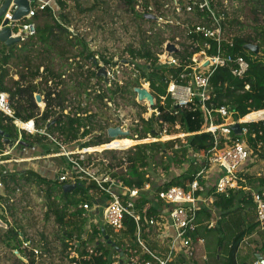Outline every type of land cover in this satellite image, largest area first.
Listing matches in <instances>:
<instances>
[{"label": "trees", "instance_id": "obj_1", "mask_svg": "<svg viewBox=\"0 0 264 264\" xmlns=\"http://www.w3.org/2000/svg\"><path fill=\"white\" fill-rule=\"evenodd\" d=\"M122 2L127 11L142 18L141 14L135 10V0H122ZM246 3L250 5V11L255 21V25L251 27L253 34L232 37V45L223 42L222 51L224 55H230L234 58L242 57L248 62L249 68L243 78L234 77L229 67L217 69L209 79L211 101L208 104L216 107L226 106L231 108L235 110L236 118L246 116L244 119L249 121L264 119V0H246ZM144 4L145 7L149 6V4H153L157 8L162 6L161 0H154L151 3L149 0H145ZM31 6L37 9L36 3ZM68 10L67 0H54L53 5H47L43 10L37 9L35 16L32 17L31 21L36 24V35L34 37L10 47L0 43V91L8 94L15 118L22 122L34 120L37 129H44L50 136L58 134L63 137L62 141H53L46 135H29L22 132L21 140L28 145L25 146L28 152L31 151L32 147L37 146L39 155L56 154L61 151L60 146L63 142L71 146H68L69 148L78 147L79 149L109 143L110 139L107 135L101 134L87 137L90 135V127L86 123L90 117L82 115L84 109L81 107L74 111L75 114L73 112L63 113L67 109L66 96L68 95V90L78 91L76 92L78 96L83 93L86 96H90L91 92L94 91V99L100 104H104L105 100H114V95L121 93L123 97L126 96L125 100L128 103L136 104L134 101L135 94L131 88L135 85L139 86L138 78L150 82V91L156 100L155 108L159 111L158 117L152 114L148 120L140 118V129L135 128V135H137L138 140L155 136L158 133L155 124L161 128L164 123L171 127L178 125L184 133L200 131L203 123L200 109L175 108L170 96L166 93L168 86L167 75L173 74L176 76L182 72V68L173 69L158 64L157 53L154 52L153 48H162L166 41L162 34L151 32L148 35L145 31L143 34L145 36L141 39L138 46L127 49L132 62L145 61L144 64L137 65L140 70V77H136L135 83L126 84L122 87L116 85L114 89L107 87V90L103 91L101 85H99V82L103 79L97 76V71L101 68V64L115 65L117 61L113 62V57L105 55L100 56V61L95 58L96 54L89 49L88 43L69 30L71 21ZM236 12L234 10L232 18L224 25L226 34L229 31V26L232 24L239 25V21L234 17ZM259 14L263 17L261 22L258 19ZM26 20L24 19V21ZM142 20L144 19L142 18ZM240 28H243V26H240ZM206 42L211 45L207 49L208 54H215L216 43L200 36H196L190 43H182L181 51L176 54L181 67L189 64L192 55L200 51ZM246 44L257 45L259 53L254 54L246 50L244 48ZM57 59L59 60L60 69L56 68ZM83 62L90 63L91 67H87ZM6 65L13 66L17 70L18 75V79L9 87L4 84ZM65 67L67 68L66 71H60ZM69 70L72 72L69 73L68 77L73 83L70 86L65 79L66 72H69ZM93 79H97L98 84L95 86L98 88L97 90L92 87L91 81ZM90 88H92V91H89ZM36 93L42 97L45 105L42 111H40L35 102L34 96ZM131 94L133 95L132 100ZM159 96H166L164 105L159 104ZM40 106H42V102ZM12 121V118L0 112V129L8 133L10 139H16L17 141L18 135ZM244 127H248L247 140L249 145L256 150V142H262L264 150V121L257 124H245ZM253 133L256 134V139L252 138ZM86 138L89 139L87 140ZM203 138L210 140L205 147L207 150L210 149L213 146L210 136L204 135L203 137L196 134L186 138L187 143L183 146L180 153L172 151L176 140L166 143L138 144L132 147L124 152L123 157L119 159L117 167L120 170L111 173L112 178L116 179V182L121 184L123 189L121 190L114 186L113 190L126 199L127 192L125 189L140 190L138 207L150 204L148 215H156L158 199L155 195H151V192L165 190L173 186L188 189L187 184L199 172L201 167L200 159L193 157L192 154L202 151L204 147ZM133 145H135L134 141L131 142V146ZM3 147L5 145L1 142L0 149ZM19 147L21 149L25 148L21 147V145ZM105 153L113 157L116 155L114 151H106ZM261 157L264 158V155L262 154ZM165 159H168L166 164L164 162ZM46 160L38 159L31 161V163L45 166L44 162L47 163ZM90 162L91 159H87L82 161L81 165L85 167ZM25 163L27 162L14 164L18 166L15 169L0 166V175H2L5 186V193H0V219L7 225L4 233L0 234V243L3 246L10 248L19 255L27 256L29 264H34L36 259H42L45 256L42 250L40 255L36 257L33 251L22 248L23 243L29 240L32 248L37 247L33 244L32 239L27 237L28 235L24 229L25 224L22 223V218L26 217V208L29 206L26 202L15 201L10 195L16 191L18 192L22 185H34L43 192L46 218L52 217L55 224L60 228V239L63 246L71 248L70 242H75L72 248H74L76 256L70 258L71 263L127 264L135 258H137L135 259L136 264H144L147 260L153 261L150 255L142 253V248L135 237L136 225L133 219L129 217L124 218V229L117 233L99 220L98 223L90 225L91 233L87 236L86 227L90 220L86 215L87 212L79 208V206L86 203L91 206H104L110 200V197L101 191L95 181L84 179L77 183L78 187L74 190L65 192L63 186L67 183L59 181L60 173L57 172L56 165H49L51 167L47 170L45 168L35 170L28 166V163ZM175 164L181 167L178 174L172 173L176 169ZM111 166V164L108 165L109 168ZM157 169H163L166 174L162 181L159 178H154L157 175ZM4 170L7 171L5 174H3ZM258 181L261 187L264 179L260 178ZM201 183L203 184V181ZM146 184H150L151 190L144 189ZM104 186H108V184H104ZM93 191H98L101 198H94L92 195ZM207 195L213 197V203L211 209L200 211L199 223L201 225L197 231V234L205 239V248L209 255L207 264H238L236 252L239 245L244 238L256 231L263 241L262 248H264V231L257 230L258 223L256 222L254 205L250 194L231 193L228 197H225L224 195L213 193V188L210 187ZM98 212L101 211H97L94 214L99 215ZM10 215L14 219L13 223L8 221ZM214 218L216 220L214 226L208 228L205 223ZM102 228L105 229L106 234L123 252L124 259L122 263H120L119 252L107 244L104 239ZM142 237L147 240L146 233L143 232ZM41 239L43 240L42 247L44 252L48 253L50 248H47L45 236H41ZM226 239L230 240L227 245L224 244ZM89 245H91V249H88ZM148 246L151 250H155L153 243L148 244ZM17 260L22 263V259ZM170 264L197 263L193 260H183Z\"/></svg>", "mask_w": 264, "mask_h": 264}, {"label": "built area", "instance_id": "obj_2", "mask_svg": "<svg viewBox=\"0 0 264 264\" xmlns=\"http://www.w3.org/2000/svg\"><path fill=\"white\" fill-rule=\"evenodd\" d=\"M229 1L231 0H161L162 6L160 8L153 4L145 7L144 0H135L134 4L135 10L141 14L145 21H151L158 25L163 24L169 29H178V34L166 37L161 51L157 53V61L160 66H167L173 69L182 68V72L176 76L173 74L167 75L168 86L166 93L170 96L174 106H178V108L188 107L192 110L199 108L203 116V123L198 132L184 133L178 125L171 127L164 123L160 132L156 133L155 136H149L136 145L146 144L145 142L166 143L175 141L178 138L186 139L194 134L203 137L204 135H209L213 146L208 150L205 149L210 140L203 138L204 147L202 151L192 154L193 157L200 159L201 167L199 172L187 184L188 189L173 186L165 190L152 191L151 195H155L158 199V204L156 205L157 214L148 215L150 204L138 207L140 190L125 189L127 199L122 198L113 190L114 186L121 190L123 189L121 184L117 183L115 179L104 177L98 180L93 173H89L88 169L81 165V162L84 161L83 155L86 154L82 153L84 152L83 149H77L75 152L67 151V147L61 145L60 153L55 154L65 157L67 161L66 165L59 167V181L67 184H77L84 179L95 181L101 191L110 197L109 202L102 209L101 221L103 224L117 233L124 229L123 222L125 217L133 219L136 225L135 237L142 248V253L150 255L153 259V261H145L144 264H170L179 256L181 251H184V256L187 259H192L198 246L204 248L205 239L198 235L197 231L200 226V211L211 209L213 203V197L207 195L210 187L213 188V193L224 195L225 197H228L231 193L250 194L254 205L256 222L258 223L257 230L264 231V184L260 187L258 181L264 175L257 173L255 176H250V178L247 176L251 175L249 166L254 162H258L260 156L264 155L263 144L262 142H256L257 148L256 150L253 149L247 140L248 127H244L245 124H257L263 122L264 119L246 121L244 119L246 116L236 118V112L231 108L226 106L216 107L208 104L211 101L209 79L217 69L229 67L234 77L243 78L249 68L248 62L242 57L234 58L230 55H224L222 51L223 42L232 45L231 39L226 38L224 28V25L232 18ZM47 5L49 4H37L36 2L37 9L40 10H43ZM14 8L10 7L3 16L4 19L9 21L8 26L12 30V35L20 36L22 41L34 37L36 35V24L31 19L35 16L37 9L31 6L29 14L19 24V22L12 20ZM24 19L27 20L24 21ZM196 36L216 43V53L208 54L207 49L211 45L206 42L200 51L192 55L191 62L181 67L176 54L181 51L182 43H190ZM168 43L173 44L178 49V52L168 54L166 51ZM144 63L145 61L142 63L140 61L132 62L129 55H127V58L117 61L115 65L101 64V68L105 69L107 84L112 87L111 85H115L117 80L116 76L118 74L122 76L126 71L129 76L140 77V70L137 65ZM120 83L122 84V82ZM145 83L150 87L149 81H145ZM159 98V104L164 105L166 96H159ZM154 102L156 106L155 98ZM146 104L150 107L147 101ZM155 106L150 107L151 116L154 114L158 117L159 111ZM0 112L12 118V123L19 136H21L22 132H25L29 135H46L49 139L55 141L44 129H37L34 120L27 122L17 120L10 105L9 96L3 91H0ZM19 123H25L27 127L24 128ZM236 124L241 127L240 134H236L232 130V127ZM169 128L174 131H169ZM132 136L133 139H138L137 135ZM252 138L256 139L255 133L252 134ZM15 144L20 146L21 141L18 140ZM21 147L25 146L21 145ZM173 148L177 149L178 144H174ZM31 150L34 151L35 148L32 147ZM23 151L27 152V147L23 148ZM75 154H79L76 159L73 158ZM55 155L29 156L9 161L0 160V166H3L5 162H29L47 157L53 158ZM214 168L219 170L220 174L216 182L208 187L206 183L207 171ZM6 172L4 170L3 174ZM201 181H203V184ZM104 184H108V186H104ZM4 187L2 175H0V191L4 190ZM144 189L151 190L150 184H146ZM98 206H91L86 203L80 205L79 208H82L85 212H91ZM205 224L208 228H211L215 223L210 220ZM143 232L146 233L147 240L143 239ZM150 239L155 245V250H151L148 246ZM22 248L33 251L36 257L40 254L38 249L32 248L30 240L24 242ZM135 259L127 264H136ZM252 264H264V259H255Z\"/></svg>", "mask_w": 264, "mask_h": 264}, {"label": "rangeland", "instance_id": "obj_3", "mask_svg": "<svg viewBox=\"0 0 264 264\" xmlns=\"http://www.w3.org/2000/svg\"><path fill=\"white\" fill-rule=\"evenodd\" d=\"M153 1L154 0H149L150 3ZM53 2L54 0H50L49 5H53ZM67 2L69 5V19L71 21L69 30L74 35H78L83 40H85L86 43H88L89 49L96 54L95 58L99 59V61L101 60V55L113 57V62L123 60V58H127V55H129L127 49L130 47H137L138 44L141 42V39L144 38L145 35L143 34L145 33V31L148 35H150L151 32H159L163 35V37H165V39L166 37L168 38L174 34H178V29H169L166 25L163 24L158 25L156 23L153 24L149 21L146 22L142 20V18L135 16V14L130 13L126 10V7L123 4L122 0H67ZM229 4V7H231L232 14L234 13V10L235 12L237 11L234 14V17L236 20L239 21V25L232 24L231 26H229V31L226 34V38L231 39L232 37L238 35H252L253 30L251 29V27L255 25V21L250 11V5L246 3V0H231L229 1ZM258 19L260 22L263 21V17L261 16V14L258 15ZM17 22L21 24L22 20ZM240 26H243V28H240ZM161 49L153 48L155 53H159ZM139 61L141 63L143 62L142 60ZM83 64L87 67H91L90 63L88 62H83ZM56 68L60 69L58 59L56 60ZM66 70L67 68L65 67L62 68L60 71ZM70 72L72 71L69 70V72H66L65 78L69 86L73 85V83L69 80L68 77ZM4 78L5 86H11L14 80L18 79L17 70L11 65H6ZM116 79L117 80L115 81V85H111L112 89H114L116 85L122 87L126 84L128 85L131 83H135L134 80L136 78L134 76H129L126 71V73H124V75L122 76L118 74V76H116ZM120 82H122V84ZM91 83L92 87L96 88L97 90L98 88L95 87L98 84L97 79H93ZM138 83L139 86L143 85L150 91V87L147 86V83H145L143 79L138 78ZM99 85H101L103 91L107 90L106 88L109 87L108 84H104L102 81L99 82ZM139 86H132V92L135 87ZM90 89L89 91H92V88ZM76 92L78 91H75L73 89L68 90V95L66 96V107L68 108L67 110L69 113L73 112L74 114V111L81 107L82 109H84L82 115H87L88 117H90V119L86 123V125L90 127V135L87 137H92L94 135L101 134L106 135V130L108 127L116 126H120L125 130H129L132 135H135V128L140 129V118L148 120L151 117L152 111L150 107H148L146 102L139 103V101L137 100V96L134 92V101L136 104L132 102L128 103L125 100L126 96L123 97L121 93H117L116 95H114V100H105V102H103L104 104H100L94 99V91L91 92L90 96H86L85 93H83L81 96H78L76 95ZM132 97L133 95L131 94V100ZM36 104L38 105L40 111L44 109V103H42V106H40L41 103L36 102ZM25 127H27L26 124L24 125V128ZM155 127L157 129V132H160L161 127H159L157 124H155ZM169 131L173 132L174 130L169 128ZM51 138L56 141L63 140V137H60L58 134H53ZM131 138H121L113 140L107 144L96 145L83 149L84 152L82 153H86L83 155L84 161H86L87 159H91L90 164H86L88 166H85V168L88 169L89 173H93L95 175V178L98 180L104 177L112 178L111 173L120 170L117 167L119 159L123 157L124 152L132 148L131 142L134 141L136 145L138 142L145 140H135L136 138ZM186 143V139L178 138L174 143L178 144V148H173L172 151L180 153ZM62 145L64 147H67V151L75 152L77 151V149H79L78 147L69 148L71 146L67 145V143L64 142L62 143ZM34 148L35 150H31L30 152H35V155L28 153L26 157L42 156L39 155L40 153H37L39 151L37 146H35ZM106 151H114L116 152V155L113 157L112 155L106 154ZM23 154L25 153L23 152ZM78 155L79 154L73 155V158L76 159L77 157H79ZM58 159L62 160V165L60 164V166L57 163L55 156L53 158H45L47 163L53 165H56L57 163V172L60 171L59 167H63L67 163L65 157H60ZM258 160V162H254L249 166V168L255 166V171H252V175L254 176L257 173L264 175V158L260 156ZM167 161L168 159H165V164ZM30 163L31 161H29L28 164L32 165ZM109 164L112 165L110 168L108 167ZM175 168L177 171L179 169L181 170V167H179L178 164H175ZM163 171V169H157V175L154 178H159V180L162 181V179H164L166 176ZM209 172L210 170L207 171V174ZM172 173L175 174L176 172ZM19 189L20 190L18 192L16 191L10 194L11 198H13L15 201L26 202V204L29 206L26 208V217L24 219L22 218V223L25 224V233L28 235L27 237L32 239L33 244L37 246L36 249L38 248L39 251L42 250L45 255L42 259H36L34 264H73L70 262V258L76 256L75 250L74 248H72V245H74L75 242H70L69 245L71 248H65L63 246L62 241L60 239V228L55 224L52 217L48 219L46 218L45 198L43 196V192L40 191L41 189L39 190V188L34 185H22ZM0 193L4 194L5 191L2 190L0 191ZM92 195L94 198H101L100 193L98 191H93ZM102 209L103 205H99L98 207H95L94 211L86 213L88 219L90 220L88 226L86 227V231L88 232L87 236H89L91 233L90 225H92L93 223L96 224L99 220H101L100 213L102 212ZM97 211H101L98 212L99 215L94 214L97 213ZM8 218V221L10 223H13V217L10 215ZM212 221L215 223V218L212 219ZM4 229L5 228L0 227L1 235L4 233ZM41 236H45L47 240V248H50V251L48 253L44 252V248L42 247L43 240L41 239ZM254 240H256V238L250 239V241ZM250 241L249 244L241 243L238 247V250L236 252V259L239 264H250L251 261L254 260L256 249L252 247ZM151 243L152 241L150 239L149 244ZM89 248H92L91 245L88 246V249ZM208 256L209 255L207 253L206 259H208ZM17 259H22V263L29 264V258L27 256L19 255L17 252H14L10 248L5 247L0 243V264H22Z\"/></svg>", "mask_w": 264, "mask_h": 264}, {"label": "water", "instance_id": "obj_4", "mask_svg": "<svg viewBox=\"0 0 264 264\" xmlns=\"http://www.w3.org/2000/svg\"><path fill=\"white\" fill-rule=\"evenodd\" d=\"M36 2L37 0H3L2 4L0 5V43L10 47L16 43L22 42V39L20 36L12 35V30L8 26L9 21L7 19H4L3 17L4 14L7 12V10H9L10 7L12 8L15 7L12 13V20L20 21L29 14L31 4L36 3ZM244 48L254 54L259 53V47L257 45L246 44ZM166 51L168 54H174L178 52V49L173 44L168 43L166 46ZM97 75L106 79L105 69L101 68L99 72L97 73ZM133 92L136 94L137 100L140 103H144L147 101L150 107L155 106L154 97L146 87L144 86L135 87L133 89ZM35 101L37 103L43 102L42 97L39 94L35 95ZM175 108H178V106H175ZM232 130L236 134H240L241 127L239 124H236L235 126L232 127ZM106 135L110 139L109 142H111L113 140H117L121 138H129L132 134L129 130H125L120 126H116V127H108L106 130ZM0 136L3 138L6 144H9L11 142L10 135L8 133H5L1 129H0ZM21 144L24 146H28L24 142H21ZM76 187H78V184H75V183L65 184L63 186V190L65 192H70L74 190ZM0 227L5 228V229L7 228V225L1 219H0ZM102 233L104 235V239L106 240L107 244L111 245L112 247L116 249V251L119 252V255L121 257L120 263H122L124 259L123 252L118 246H116L115 242L111 240L110 236L106 234V231L104 228H102ZM256 258L258 260H262V257L259 255H257Z\"/></svg>", "mask_w": 264, "mask_h": 264}, {"label": "crops", "instance_id": "obj_5", "mask_svg": "<svg viewBox=\"0 0 264 264\" xmlns=\"http://www.w3.org/2000/svg\"><path fill=\"white\" fill-rule=\"evenodd\" d=\"M2 2H3V0H0V5L2 4ZM49 2H50V0H37V4H40V3H48L49 4ZM32 5V4H31ZM14 80V79H13ZM14 81H16V80H14ZM18 135V134H17ZM22 135V134H21ZM18 140H20L21 142H23L22 140H21V136H19L18 135ZM17 140V141H18ZM1 142H3L4 143V145H5V147H3L2 149H0V160H2V161H9V160H12V159H21V158H25V156L28 154V153H30V154H32V155H35V153L34 152H24L23 151V149H21L19 146H17L16 144H15V142H16V139H11V142L9 143V144H6L5 142H4V140H3V138L1 137V139H0V143ZM22 145V144H21ZM24 146V145H23ZM23 152L25 153V155L23 154ZM29 157V156H28ZM42 159H45V158H42ZM58 158H56V161H57V163L59 164V166H60V164L62 165V160H60V159H58ZM28 163V162H27ZM27 163H25V164H27ZM57 163H56V166H57ZM14 164H19V163H15V162H5L4 164H3V166H5V167H11V168H16V167H18V166H15ZM32 165H28V166H30V167H32V169H35V170H37V169H43V168H45L46 170L47 169H50L49 167H51V166H49V165H51V164H48L47 165V163H45L44 162V165L45 166H43V165H37L36 163L34 164V163H31ZM37 166H39V167H37ZM20 168V167H19ZM21 168H23V167H21ZM255 169V166L254 167H252V168H249V173L251 174V175H248V177H250V176H252V171H255L254 170ZM178 171H180V170H178ZM176 169H175V171L174 172H176L177 174L179 173ZM219 174H220V171L219 170H217L216 168H214V169H211L210 170V172L207 174V179H206V183H207V186L208 187H210V186H212L215 182H216V180H217V178H218V176H219ZM263 179H264V176H263ZM259 180V179H258ZM263 184H264V182H263ZM95 209V208H94ZM94 211V210H93ZM255 214V213H254ZM255 216V215H254ZM252 238H256V240H254V241H250V239H252ZM229 239H226V241L224 242V244L225 245H227L229 242H230V240L228 241ZM249 241H250V243H251V245H252V247L253 248H255L256 250V252H255V255H254V260L253 261H251V263L250 264H252L254 261H255V259H257L256 257H257V255H259V256H261L263 259H264V248H262L263 246H262V239L260 238V236H259V234H258V232L256 231V232H254L253 234H251L250 236H248V237H246V238H244V240L241 242V243H248L249 244ZM206 255H207V252H206V248H205V246H204V248H202V246H198V249H197V251L195 252V255H194V257H192V259H187L185 256H184V251H181L180 252V254H179V256L178 257H176L174 260H173V262L172 263H178V262H180V261H183V260H188V261H190V260H193L194 262H196L197 264H207V260L208 259H206ZM204 256H205V259H203L204 258ZM223 256H225V255H223ZM209 261V260H208ZM239 264V263H238ZM248 264V263H247Z\"/></svg>", "mask_w": 264, "mask_h": 264}, {"label": "flooded vegetation", "instance_id": "obj_6", "mask_svg": "<svg viewBox=\"0 0 264 264\" xmlns=\"http://www.w3.org/2000/svg\"><path fill=\"white\" fill-rule=\"evenodd\" d=\"M97 76H98V75H97ZM102 79H103L102 82H103L104 84H105V83L107 84V80H106L105 78H103V77H102ZM67 109H68V108H67ZM67 109L64 110V111H65V114H68V113H69Z\"/></svg>", "mask_w": 264, "mask_h": 264}, {"label": "bare ground", "instance_id": "obj_7", "mask_svg": "<svg viewBox=\"0 0 264 264\" xmlns=\"http://www.w3.org/2000/svg\"><path fill=\"white\" fill-rule=\"evenodd\" d=\"M19 125H21L22 127H24L25 123H24V124L19 123ZM60 157H62V156H60V155H55V158H60Z\"/></svg>", "mask_w": 264, "mask_h": 264}, {"label": "clouds", "instance_id": "obj_8", "mask_svg": "<svg viewBox=\"0 0 264 264\" xmlns=\"http://www.w3.org/2000/svg\"><path fill=\"white\" fill-rule=\"evenodd\" d=\"M129 138H131V137H129ZM58 154V153H57Z\"/></svg>", "mask_w": 264, "mask_h": 264}]
</instances>
